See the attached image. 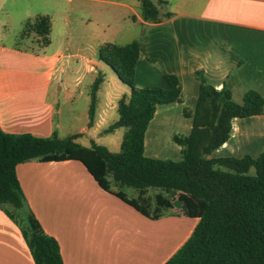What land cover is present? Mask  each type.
Wrapping results in <instances>:
<instances>
[{
	"label": "crops",
	"instance_id": "obj_1",
	"mask_svg": "<svg viewBox=\"0 0 264 264\" xmlns=\"http://www.w3.org/2000/svg\"><path fill=\"white\" fill-rule=\"evenodd\" d=\"M162 1L172 17L153 24L140 18L138 0H1L0 131L60 139L80 134V146L89 147L91 140L100 145L99 136L118 118L119 98L128 94L97 58L107 43L137 41L138 88L167 89L163 74L180 84L181 102L157 106L148 124L147 158L180 161L172 138L192 130V118L183 111L192 116L195 110L196 72L214 89L227 88L237 104L247 91L264 94V0ZM36 15L51 20L49 45L39 52L17 47L23 23ZM98 72L103 82L107 77V89L98 95L102 82L88 128L89 89ZM262 152L264 115H258L233 119L228 140L209 158ZM15 171L28 209L57 242L62 264H164L197 223L178 207L168 217L145 218L101 190L76 161H29ZM0 264H33L20 229L1 210Z\"/></svg>",
	"mask_w": 264,
	"mask_h": 264
},
{
	"label": "trees",
	"instance_id": "obj_2",
	"mask_svg": "<svg viewBox=\"0 0 264 264\" xmlns=\"http://www.w3.org/2000/svg\"><path fill=\"white\" fill-rule=\"evenodd\" d=\"M138 3L145 23L172 17L162 0ZM50 28L48 16L26 20L16 46L39 52L50 43ZM29 39L34 47L26 46ZM97 58L128 89L117 102L116 122L103 131L124 129L118 153L92 140L89 147H82L75 142L80 134L60 139L55 134L36 138L0 131V210L20 229L33 264H62V259L57 242L44 234L28 209L17 180L16 166L29 161L79 162L101 190L150 220L165 217L173 202H180L181 214L197 223L164 264H264V152L257 157L209 158L228 140L233 119L264 115V94L247 91L237 104L227 88L214 89L196 72L195 110L192 116L183 111L184 117L192 118V130L187 137L172 138L180 148V161L151 159L143 155L144 135L157 106L181 102L177 78L163 74L167 89L138 88L134 75L140 53L135 40L124 45L104 44ZM102 82L103 75L98 72L89 89L88 128L94 123ZM149 190L160 192L150 196Z\"/></svg>",
	"mask_w": 264,
	"mask_h": 264
},
{
	"label": "rangeland",
	"instance_id": "obj_3",
	"mask_svg": "<svg viewBox=\"0 0 264 264\" xmlns=\"http://www.w3.org/2000/svg\"><path fill=\"white\" fill-rule=\"evenodd\" d=\"M0 2H1V0H0ZM80 28L84 29V30L86 29V28H83V27H80ZM77 29L79 30V28H77ZM25 44H26V46H30V47H34L35 46L31 39H29L28 42H26ZM103 73H105V72H103ZM107 82H108V79L105 76L104 82H103V86H102V90L98 94L99 96H102V97L104 96V93H105V91L107 89ZM123 133H124V129L123 128L116 129L113 132L108 133L107 135L99 136L98 142H99L100 145L105 146L111 153H118ZM124 191L128 195L133 193V191L131 189H128V188H124ZM158 192H160V191L159 190H149L148 191L150 196H152V195H154V194H156ZM172 212L175 213V212H178V211H176V209H174V211H172ZM165 217H168V215H165ZM186 220H189V219H186ZM188 222H190V220Z\"/></svg>",
	"mask_w": 264,
	"mask_h": 264
},
{
	"label": "water",
	"instance_id": "obj_4",
	"mask_svg": "<svg viewBox=\"0 0 264 264\" xmlns=\"http://www.w3.org/2000/svg\"><path fill=\"white\" fill-rule=\"evenodd\" d=\"M180 205H181V203L178 202V201L173 202V206H174V207H178V208H180Z\"/></svg>",
	"mask_w": 264,
	"mask_h": 264
}]
</instances>
